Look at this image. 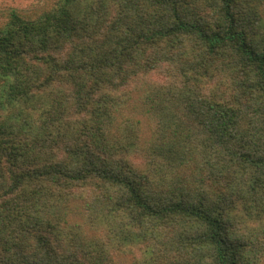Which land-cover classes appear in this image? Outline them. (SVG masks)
<instances>
[{"label":"trees","instance_id":"1","mask_svg":"<svg viewBox=\"0 0 264 264\" xmlns=\"http://www.w3.org/2000/svg\"><path fill=\"white\" fill-rule=\"evenodd\" d=\"M0 264H264V0L0 13Z\"/></svg>","mask_w":264,"mask_h":264},{"label":"rangeland","instance_id":"2","mask_svg":"<svg viewBox=\"0 0 264 264\" xmlns=\"http://www.w3.org/2000/svg\"><path fill=\"white\" fill-rule=\"evenodd\" d=\"M50 0H0V13L16 10L23 15L31 14Z\"/></svg>","mask_w":264,"mask_h":264}]
</instances>
